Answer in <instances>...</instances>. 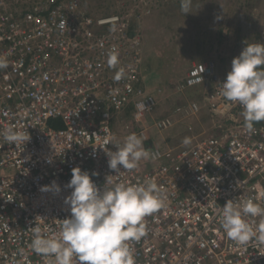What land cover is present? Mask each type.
Instances as JSON below:
<instances>
[{
  "label": "built area",
  "instance_id": "obj_1",
  "mask_svg": "<svg viewBox=\"0 0 264 264\" xmlns=\"http://www.w3.org/2000/svg\"><path fill=\"white\" fill-rule=\"evenodd\" d=\"M112 1L117 12L105 15L83 0H0V55L9 62L0 69V264H54L32 249L33 228L52 236L70 217L64 201L76 167L97 173L92 179L101 190L149 179L165 189L164 206L146 217V235L129 242L136 264H264V245L230 240L219 215L229 200L264 207V123L247 130L242 106L221 95L225 80L219 81L213 62L195 64L178 86H213L205 95L212 132L191 147L164 150L144 127L138 136L154 158L132 171L120 166L117 175L109 169L107 152L127 137L116 136L120 115L133 107L143 122L157 106L143 74L139 30L147 14L139 10L152 3L131 0L133 11H127L126 3ZM113 48L116 68L107 63ZM120 68L125 75L116 81ZM173 122L162 118L155 127L167 130ZM9 127L30 140L8 143L2 133Z\"/></svg>",
  "mask_w": 264,
  "mask_h": 264
},
{
  "label": "clouds",
  "instance_id": "obj_2",
  "mask_svg": "<svg viewBox=\"0 0 264 264\" xmlns=\"http://www.w3.org/2000/svg\"><path fill=\"white\" fill-rule=\"evenodd\" d=\"M189 9L190 0H181L182 12L191 13ZM107 63L110 68H116L119 64L116 48L108 53ZM8 66L7 58L0 55V69ZM215 72L219 81L225 80L221 83V95L227 101L242 106L244 125L249 132L254 131V124L264 121V43H245L240 54L232 59L231 70L225 78H221L216 65ZM124 75V69L120 68L114 79L119 81ZM208 87L213 86L209 84L203 88ZM180 92L185 94L187 89ZM123 114H127V110ZM2 134L8 143L16 146L30 140L28 133L13 127L5 129ZM190 142L189 138L183 141L185 145ZM115 145L117 151H108L107 156L108 167L116 175L121 172L120 166L125 171H132L142 159L154 158L145 148L142 136L136 133L125 137L123 145ZM95 175L97 173L93 172L90 176L79 167L72 169V177L67 185L72 191L64 201L70 207L71 215L63 220L58 233L45 236L39 227L33 228L32 249L45 257L54 258V264H136L129 242H138L146 235V217L164 206L165 189L153 180L112 184L107 177L106 183L112 186L101 190L92 179ZM51 187L60 191L55 183ZM44 190H49L48 186ZM219 215L221 227L230 240L240 245L255 240L264 245V222L255 224L254 220H249V217L264 218V207L251 199L242 203L229 200L220 209Z\"/></svg>",
  "mask_w": 264,
  "mask_h": 264
},
{
  "label": "rangeland",
  "instance_id": "obj_3",
  "mask_svg": "<svg viewBox=\"0 0 264 264\" xmlns=\"http://www.w3.org/2000/svg\"><path fill=\"white\" fill-rule=\"evenodd\" d=\"M120 1L124 4L131 2ZM108 2L86 0L84 3L98 13H104ZM149 3H152L153 12L144 15V23L139 30L142 32L145 28V32L141 33L143 52L145 50L151 58L160 51V55L166 59L163 63L159 57L162 68L152 66L150 70H144L147 74L146 86L158 105L143 122L133 117L121 119L116 136L123 140L132 133L138 135L146 124L150 138L157 147L164 150L191 147L211 133L215 120L209 115L206 103L198 112H192L187 98L191 100V95L206 92L210 87H202L194 92L187 89L183 94L178 86L181 82L183 84L187 70L201 61L214 62L221 78H225L231 70L232 59L240 54L245 43H264V0H191V13L188 14L182 12L181 0H149ZM162 4L165 9L160 22L159 12L155 10L161 8ZM127 8V11H133V6ZM148 64L150 66V62ZM181 106H186V109L179 110ZM166 116L174 120L173 125L159 131L155 122ZM185 138L191 141L187 145L183 143Z\"/></svg>",
  "mask_w": 264,
  "mask_h": 264
},
{
  "label": "trees",
  "instance_id": "obj_4",
  "mask_svg": "<svg viewBox=\"0 0 264 264\" xmlns=\"http://www.w3.org/2000/svg\"><path fill=\"white\" fill-rule=\"evenodd\" d=\"M84 2L86 1V0H83ZM109 2H108V5H107V7H106V10H105V12H104V14L105 15H108V14H110L111 12H114V13H116L117 12V10H111V6H114V4L115 3H113V1L112 0H108ZM179 1V0H178ZM191 1V0H190ZM88 2H91V1H88ZM101 2V1H100ZM86 5H87V3H85ZM101 5V4H100ZM126 5L127 6H133V4L130 2V3H126ZM27 6V5H26ZM88 6V5H87ZM163 4L161 5V8H157L155 11L157 12H159V19L161 20L160 22H162V20H163V13H164V9H165V7L163 8ZM152 9V8H151ZM150 7H146V8H141L139 11H141V10H144V12L145 13H148V12H150ZM153 11H151V13H152ZM150 13V14H151ZM148 26V25H147ZM138 27H139V24L137 25V21H135V19H133V27H132V29H131V31L132 32H137V30H138ZM146 27V26H145ZM143 32H145V28L142 30V32L141 33H143ZM144 41H145V39H144ZM204 49H207V46L205 47L204 46ZM196 90H198V89H196ZM196 90H194V91H196ZM193 91V92H194ZM207 94V92H203V91H200V92H197V93H194L193 95H191L192 96V98H191V100H189L188 98H187V100H188V102L189 103H197L199 106H200V108L206 103V101H205V98H204V96ZM186 102V101H185ZM158 105V104H157ZM206 105V104H205ZM157 107V106H156ZM155 107V108H156ZM186 109V106H181V107H178V109ZM130 109V111L132 110L133 111V107H130L129 108ZM185 112V111H184ZM210 116H211V114H209ZM167 117V116H166ZM211 118H212V116H211ZM207 119H209L208 117H207ZM264 123V121H261V122H259V123H256V124H254V125H256V126H260V125H262Z\"/></svg>",
  "mask_w": 264,
  "mask_h": 264
},
{
  "label": "crops",
  "instance_id": "obj_5",
  "mask_svg": "<svg viewBox=\"0 0 264 264\" xmlns=\"http://www.w3.org/2000/svg\"><path fill=\"white\" fill-rule=\"evenodd\" d=\"M160 50H161V49H160ZM207 52H208V51H207ZM161 54H164V52L161 53ZM156 57H157V58H156ZM159 57L161 58V61H162V62H163L164 60H166V59H163L164 56H161V55H160V51H159L158 53H156L155 56H152L151 58H149V56L147 55L146 51L144 50V52H143V58H144V69H146V70H150L149 68H151L152 66H159L160 68H162V65L160 64V59H159ZM172 58H174V57H172ZM147 59H149V60H148V63L150 62V66H149V64L147 63L148 67L146 68V60H147ZM173 60H175V59H173ZM163 63H164V62H163ZM159 64H160V65H159ZM221 70H222V69H221ZM149 72H150V71H149ZM223 72H224V71H223ZM143 74L145 75L144 78L146 79L147 74L144 73V72H143ZM151 78L154 79V80L157 79L156 77H155V78L151 77ZM145 81H146V80H145ZM131 112H132V110L130 111V109H128V110H127V114H123V115L120 116L117 127L119 126V122H120L121 119L124 120V119H128V118L132 117ZM117 131H118V129H117ZM204 135H206V134H204ZM168 149H172V148H168ZM168 149H165V150H168Z\"/></svg>",
  "mask_w": 264,
  "mask_h": 264
}]
</instances>
